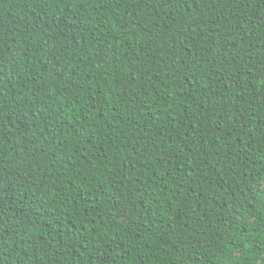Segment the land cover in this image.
Returning <instances> with one entry per match:
<instances>
[{
	"label": "trees",
	"instance_id": "1",
	"mask_svg": "<svg viewBox=\"0 0 264 264\" xmlns=\"http://www.w3.org/2000/svg\"><path fill=\"white\" fill-rule=\"evenodd\" d=\"M0 264H264V0H0Z\"/></svg>",
	"mask_w": 264,
	"mask_h": 264
}]
</instances>
